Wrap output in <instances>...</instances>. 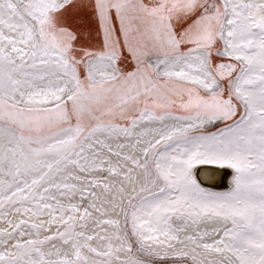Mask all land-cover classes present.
I'll return each instance as SVG.
<instances>
[{"label": "snow or ice", "instance_id": "6c2138e0", "mask_svg": "<svg viewBox=\"0 0 264 264\" xmlns=\"http://www.w3.org/2000/svg\"><path fill=\"white\" fill-rule=\"evenodd\" d=\"M0 264H264V0H0Z\"/></svg>", "mask_w": 264, "mask_h": 264}, {"label": "water", "instance_id": "95a60500", "mask_svg": "<svg viewBox=\"0 0 264 264\" xmlns=\"http://www.w3.org/2000/svg\"><path fill=\"white\" fill-rule=\"evenodd\" d=\"M202 168L205 170L201 171L199 173L198 177L204 185H210L212 187H222L224 185V178L226 177L227 171H225L224 169L212 168V167H208V166H205ZM210 172L217 174V179L218 178L219 179L213 180V177L207 176V175H210L209 174ZM209 178H211V179H209Z\"/></svg>", "mask_w": 264, "mask_h": 264}, {"label": "rangeland", "instance_id": "374dc122", "mask_svg": "<svg viewBox=\"0 0 264 264\" xmlns=\"http://www.w3.org/2000/svg\"><path fill=\"white\" fill-rule=\"evenodd\" d=\"M68 22L70 24H74V25H77V26H80V27H84L85 29L88 27V25H87V14L84 11L70 12L69 16H68ZM90 39L95 40V32L94 31L92 32V35H91ZM218 127H222V125L211 126L207 130L210 131V132H214V131L217 130ZM230 180H231V177H230ZM230 187L227 188V189L221 190V191H227V190L230 189ZM210 190H212V191H220V190H214V189H210Z\"/></svg>", "mask_w": 264, "mask_h": 264}, {"label": "bare ground", "instance_id": "6f19581e", "mask_svg": "<svg viewBox=\"0 0 264 264\" xmlns=\"http://www.w3.org/2000/svg\"><path fill=\"white\" fill-rule=\"evenodd\" d=\"M202 167H205V166H202ZM208 167H211V166H208ZM224 170L227 171V174H226V177L224 178V185L222 187H212L210 185H204L203 183H202V185L204 187H206V188L214 189V190H220V191L229 188L231 186L230 177H231L232 174H231V171L230 170H228V169H224ZM209 174L210 175H207V176L213 177V180H218L219 179V178L217 179V174H215L213 172H210ZM209 179H211V178H209ZM198 180H200L199 177H198Z\"/></svg>", "mask_w": 264, "mask_h": 264}]
</instances>
